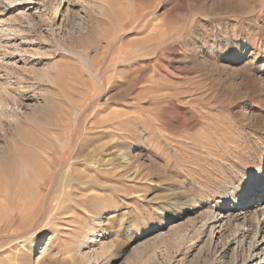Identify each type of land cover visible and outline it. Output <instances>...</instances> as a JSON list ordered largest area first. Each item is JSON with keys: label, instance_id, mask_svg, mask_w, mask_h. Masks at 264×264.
<instances>
[{"label": "rangeland", "instance_id": "rangeland-1", "mask_svg": "<svg viewBox=\"0 0 264 264\" xmlns=\"http://www.w3.org/2000/svg\"><path fill=\"white\" fill-rule=\"evenodd\" d=\"M0 207V264H264V0H0Z\"/></svg>", "mask_w": 264, "mask_h": 264}, {"label": "bare ground", "instance_id": "bare-ground-1", "mask_svg": "<svg viewBox=\"0 0 264 264\" xmlns=\"http://www.w3.org/2000/svg\"><path fill=\"white\" fill-rule=\"evenodd\" d=\"M60 4V2H59ZM61 164V163H60ZM59 165V158H56V160L53 162V167H56ZM60 167H62L60 165ZM60 169V168H59ZM62 171V170H61ZM54 173H55V170H54ZM58 173V172H57ZM56 174V173H55ZM51 176V175H50ZM53 176V175H52ZM68 183V182H67ZM67 185V184H66ZM69 185V184H68ZM67 185V186H68ZM59 188L62 190H65L66 189V186L64 184V182L60 181L59 179L55 178V175L54 177H50L48 180H44L43 183L38 187V195L41 199V203H42V207H44V205H47L49 203H51L52 201V196L54 195V192H56V189ZM37 190V189H36ZM59 191V190H58ZM61 193V192H60ZM32 197V195H31ZM34 199V198H33ZM35 200V199H34ZM31 202V201H30ZM35 202H39V201H35ZM14 203V202H13ZM33 206L36 205V203L33 202ZM245 207V206H244ZM243 207V210H246L247 208H249V203H247V206L244 208ZM1 208V207H0ZM37 212V211H36ZM43 214V213H42ZM2 236V235H1ZM17 260V259H16ZM12 261V260H11ZM15 261V260H13ZM18 262V261H16ZM15 262V263H16Z\"/></svg>", "mask_w": 264, "mask_h": 264}]
</instances>
